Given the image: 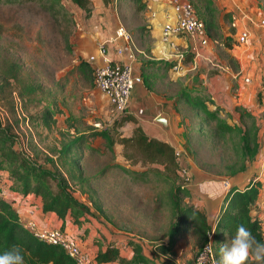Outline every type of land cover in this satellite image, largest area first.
I'll return each instance as SVG.
<instances>
[{
  "label": "rangeland",
  "instance_id": "rangeland-1",
  "mask_svg": "<svg viewBox=\"0 0 264 264\" xmlns=\"http://www.w3.org/2000/svg\"><path fill=\"white\" fill-rule=\"evenodd\" d=\"M121 1L125 9L127 0ZM259 2L264 8V0ZM62 4L64 7L60 5L59 9L50 12L38 2L13 4L0 1V120L18 136V148L47 165H50L47 158L55 156L53 151L63 139L60 129L67 126L66 119L70 114L77 117L76 124L83 130L110 125L118 115L106 95L95 86L92 69L82 67L83 61L91 65L87 55L78 50L75 17L79 10L65 0ZM122 13L119 11L123 24L126 21L129 25L141 22L135 12L124 10ZM216 31L209 27L210 33L217 34ZM254 52L246 71L252 68L259 72L261 90L264 91V46ZM10 67L15 71L19 67L17 77L5 73ZM191 80L187 85L192 83ZM262 91L256 98V108L235 105L231 101L232 107L227 110L228 105L221 106L219 114L227 122L239 124L247 130L255 123L264 142ZM231 98L228 93L224 99L229 101ZM49 105H56V109L50 122L46 123L43 112ZM178 109L176 112L180 111L182 124L190 127V131L186 136V150L182 148L178 159L181 167L176 176L157 174L155 169L165 173L162 164L149 166L129 162L119 143L113 153L100 137L91 138L97 151L83 149L86 154L81 168L93 179L87 186V194L79 193L95 214L79 225L80 231L85 227V236L79 237L82 242L93 238L101 246L106 244L108 237L124 235L133 237L145 247L168 243L169 230L176 220L171 209L172 196L181 198L183 205L197 206L200 203V197L190 193L187 187L193 181L191 169H200L216 180L247 176L248 180L258 181L255 179L256 170L259 171L264 157L244 161L239 155L237 137L221 139L213 131L215 121L202 120L200 110L189 105ZM183 165L187 173L182 170ZM243 165L242 170L233 174ZM124 167L146 174L134 178L124 172ZM10 183L0 160V189L14 191ZM204 244L194 226H187L179 232L174 247L166 255L175 264H195V256ZM125 251L129 253V259L134 258L133 250L127 247ZM143 251L149 256L162 254L153 247H146ZM219 255L213 264H217Z\"/></svg>",
  "mask_w": 264,
  "mask_h": 264
},
{
  "label": "crops",
  "instance_id": "crops-1",
  "mask_svg": "<svg viewBox=\"0 0 264 264\" xmlns=\"http://www.w3.org/2000/svg\"><path fill=\"white\" fill-rule=\"evenodd\" d=\"M173 1L141 0L140 3H135L127 0L124 9L123 1L120 0H111L109 3L91 0L89 12L83 13L79 10L76 13L75 28L78 50L87 57L97 53L99 45L109 41L119 26L123 25L128 30L137 51L134 69L142 80L136 84L126 110L132 119L126 121L120 129L124 135H131L134 127L141 125L149 135L166 140L175 149L186 150V136L190 127L188 129L182 124L180 111L178 113L176 110L189 105L179 97V92L195 75L201 81V85H198L200 91L211 98L209 105L212 109L228 105V110L232 104L256 108V98L262 91L261 76L259 72L252 70V65L249 71H246V66L254 58V51L261 45L264 46V24H261L264 21V8L259 0H191L198 10V16L205 20L207 26L217 30V34L210 33V44L202 55L195 57L190 53L191 42L187 35H174L170 41L162 39L165 24L176 19ZM141 2L144 4L143 7H140ZM124 10L137 13L136 15L141 17V22L129 25L126 21L123 24L119 11L123 15ZM245 29L249 31V37L246 42H241L238 36ZM118 43L123 44V40L109 43L110 56L126 61V56L116 55ZM183 54L185 56L180 61L178 57ZM156 60H174V64L170 66L165 62L153 63ZM247 77L249 81L245 80ZM228 93H231L232 98L225 101ZM230 102L232 104H229ZM161 117L166 123L159 119ZM261 146L260 153L264 142ZM260 153L259 156L264 157V153L263 155ZM190 171L193 181L187 184V187L190 193L200 197V203L194 206L208 215V221L213 225L212 228H215L223 197L228 191L222 185L224 178L218 180L210 178L200 169ZM256 172L258 175L255 179L258 181L248 180L247 176L244 178L233 176L230 180L232 185L242 189L253 182H258L260 192L252 210L261 222L264 217V162H261L260 169ZM4 192L12 197L14 208L20 218L25 220L28 217V209L32 207V194L23 196L7 188H4ZM38 206L36 204L35 218L40 225L61 228L68 235L77 238L83 249L95 255L100 247L98 243L93 238L92 240L86 238L85 242L79 239L84 235V226L80 231L79 225L72 219L59 217L56 212H42ZM125 238L126 236L122 235L116 239L119 243H124ZM146 247L149 248L151 245ZM146 247L144 246L145 249ZM127 251L126 255L129 257ZM104 264L121 263L112 261Z\"/></svg>",
  "mask_w": 264,
  "mask_h": 264
},
{
  "label": "trees",
  "instance_id": "trees-1",
  "mask_svg": "<svg viewBox=\"0 0 264 264\" xmlns=\"http://www.w3.org/2000/svg\"><path fill=\"white\" fill-rule=\"evenodd\" d=\"M0 1L13 4L38 2L43 9L50 12L59 9L60 5L64 7L62 4L64 0ZM65 1L70 3L72 8L82 10L83 13L91 10V0ZM103 1L109 3L111 0ZM131 1L140 3L141 0ZM143 6L144 4L141 2L140 7ZM196 12H198L197 9ZM64 13L68 14L66 11ZM158 62H165L170 66L174 64V60L153 61V63ZM82 67L87 70L92 69V66H88L86 61H83ZM16 69L15 71L13 67H10L5 73L17 77L19 67ZM198 85H201V81L195 75L191 85H186L180 90L179 97L188 102L192 108L200 110L202 120L215 121L213 131L216 136L221 139L237 137L239 155L244 161L257 159L262 145L258 126L252 123V126L247 130L239 124L229 123L221 118L219 114L221 108L212 109L209 105L211 98L206 93H202ZM55 109L56 105L46 107L43 112L44 122H50ZM131 119L128 111H124L119 113L110 125L101 128L92 126L83 130L76 124L77 117L70 114L66 119L67 126L60 129L63 139L53 151L55 156L47 158L50 165L35 160L26 151L18 148V136L0 120V160L6 168L14 191L23 196L32 194V207L35 209L37 204L42 212H56L59 217H68L76 224L81 225L89 215L95 214L92 206L81 198L79 192L87 194V186L93 179V177L85 175L81 168V162L85 159L86 154L83 149L97 151L98 148L91 142V138L96 137L102 138L105 146L113 153L116 149L115 145L119 143L123 156L131 163L139 162L149 166L162 164L165 173L155 169L157 174L176 176L181 165L175 147L164 139L149 135L141 125L134 127L131 135H124L120 128ZM119 166L122 167L120 164ZM243 167L244 165L239 167L233 174L238 173ZM123 170L134 178H140L146 174V172L132 170L129 167H124ZM259 192L258 182H253L243 189L233 184L225 193L214 228L215 259L220 254V246L227 242L238 224H244L256 240L264 242L261 222L252 210ZM170 202L176 220L173 221L169 230V241L168 243L152 244L149 247L155 248L162 254L149 256L143 251L144 245L130 236H126L124 243H119L116 238H107L106 244L101 245L94 255L95 263L104 264L118 261L121 264H175L167 257L166 253L174 247L177 235L187 226H194L195 231L206 243L208 232L213 227L208 221V215L194 205H183L181 198L175 197V195L172 196ZM25 220L20 218L14 208L12 197L7 196L4 189H0V251L8 249L12 245H19L24 255V264H77L63 247L35 236L25 225ZM126 247L135 252L134 258H128ZM252 264L255 262L252 261Z\"/></svg>",
  "mask_w": 264,
  "mask_h": 264
},
{
  "label": "built area",
  "instance_id": "built-area-1",
  "mask_svg": "<svg viewBox=\"0 0 264 264\" xmlns=\"http://www.w3.org/2000/svg\"><path fill=\"white\" fill-rule=\"evenodd\" d=\"M173 7L176 19L165 24L162 31V39L170 41V38L174 35H187L191 42V53L195 57H200L204 49L210 44V32L205 20L198 16L195 6L189 0H174ZM261 24H264V21ZM248 37L249 31L246 29L242 30L238 36L241 42H246ZM119 40H123V44L118 43L116 45V55L119 57L122 55L126 56V61H120L110 56L109 43L119 42ZM136 52L135 44L128 30L121 25L116 29L115 34L109 41L99 45L97 53L88 56V61L93 70L95 86L106 95L117 113H122L128 109L132 92L136 84L142 80L134 69V62L137 58ZM184 56V54L179 56V60L181 61ZM177 65L175 66L176 69ZM245 80L249 81L250 79L247 77ZM181 153L180 149H176L178 159ZM182 170L187 173L184 165ZM222 185L228 190L232 185L231 180L224 178ZM35 212L36 209L34 207L29 208L27 211L28 217L25 220V225L35 236L49 243L60 245L75 259L77 264H96L92 252L83 249L77 238L68 235L61 228H49L40 225L35 218ZM261 227L264 235V217L261 220ZM213 237L214 228L208 232V241L195 256V264L215 263Z\"/></svg>",
  "mask_w": 264,
  "mask_h": 264
},
{
  "label": "clouds",
  "instance_id": "clouds-1",
  "mask_svg": "<svg viewBox=\"0 0 264 264\" xmlns=\"http://www.w3.org/2000/svg\"><path fill=\"white\" fill-rule=\"evenodd\" d=\"M217 264H264V242L256 240L251 231L238 224L227 242L219 248ZM0 264H24L19 245L0 251Z\"/></svg>",
  "mask_w": 264,
  "mask_h": 264
},
{
  "label": "water",
  "instance_id": "water-1",
  "mask_svg": "<svg viewBox=\"0 0 264 264\" xmlns=\"http://www.w3.org/2000/svg\"><path fill=\"white\" fill-rule=\"evenodd\" d=\"M160 120H162L164 123H166L165 119L163 117L159 118Z\"/></svg>",
  "mask_w": 264,
  "mask_h": 264
}]
</instances>
